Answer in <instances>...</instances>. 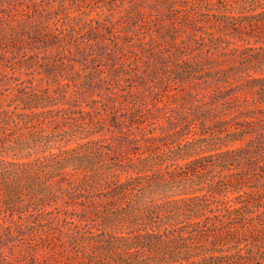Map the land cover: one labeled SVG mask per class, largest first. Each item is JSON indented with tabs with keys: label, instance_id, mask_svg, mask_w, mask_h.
Instances as JSON below:
<instances>
[{
	"label": "rangeland",
	"instance_id": "1",
	"mask_svg": "<svg viewBox=\"0 0 264 264\" xmlns=\"http://www.w3.org/2000/svg\"><path fill=\"white\" fill-rule=\"evenodd\" d=\"M262 9L264 0H0V155L43 165L0 179V264H205L187 258L190 232L224 212L235 195L226 181L247 172L242 191H264V42L234 40L229 21ZM107 164L128 191L104 178ZM14 195L32 207L26 222L7 215ZM147 233L156 238L142 247ZM117 237L133 249L107 253L109 242L122 247Z\"/></svg>",
	"mask_w": 264,
	"mask_h": 264
},
{
	"label": "trees",
	"instance_id": "2",
	"mask_svg": "<svg viewBox=\"0 0 264 264\" xmlns=\"http://www.w3.org/2000/svg\"><path fill=\"white\" fill-rule=\"evenodd\" d=\"M231 22L236 23L235 32H239L240 41L244 42L245 39L243 37L248 38H258L264 42V9L258 11L256 13H250L246 15L242 19L238 20V17L229 18ZM231 26V25H230ZM236 42V41H235ZM248 44H244L247 46ZM247 47H245L246 49ZM244 60L250 61L247 59V56L243 55ZM257 81H261L263 79H256ZM32 102V101H31ZM29 105L28 109H37L39 104ZM41 108H45V106H40ZM24 114V113H23ZM23 117V116H22ZM242 130L237 129L232 134L236 136L235 140H241L243 138ZM100 139H91L90 142L92 145H96ZM2 145V144H0ZM259 150L264 147V140L259 142ZM4 147H1L3 149ZM6 149V148H5ZM255 149V148H254ZM258 150V149H256ZM72 151L68 149L67 152ZM4 152V151H3ZM254 153L248 147H242L238 150V156L246 157ZM0 155V179H6L7 176L13 175L15 172L19 171L20 173H24V175L31 174L32 172L39 171V169L43 166L42 163L38 160H28L25 162L22 161H11L8 160L6 156L2 157ZM115 167H119L116 165H106L105 179L109 181L116 182L117 181V189H115L116 193L128 191L132 186L130 181L119 182L118 172H115ZM61 168V167H60ZM7 170V171H6ZM6 172H9V175H6ZM193 172L192 170L190 173ZM250 173L242 174L240 177L233 178L229 181H226L227 188L231 189L235 194L234 197L229 198L226 202L227 204L223 207L224 212H222L221 216L212 219V223L207 227L205 231L201 229V227L194 226L192 231L190 232V242H188V257L190 256L194 258V263H205V264H257L260 262L264 264V253L262 248V243H264V191H256L253 188H250L248 191H242L243 188L247 187L245 181L249 179ZM229 177V176H228ZM115 187V188H116ZM117 196V195H116ZM53 199V198H52ZM8 208L7 215L14 218V215L17 213L20 216L21 222H26L27 213L31 212L30 209L32 207L30 204H26L24 200L19 199V195H14L7 199ZM197 207L204 211L208 206L203 203H198ZM3 206L0 202V212ZM40 207L37 210L40 211ZM6 212V213H7ZM37 213V211H35ZM198 225V224H197ZM119 237H117L118 239ZM156 238L153 234H146L144 237L139 239L138 243L142 245V247L148 246L153 239ZM213 240H210V239ZM126 237H120L117 241L120 244L122 243V247H116L115 242H109L106 245L107 253L114 254L117 249H126L130 247L133 249L131 245L126 242ZM199 241H207V245L203 246L202 249L197 246ZM209 243L216 245L215 243H222L228 248L235 249L231 250L229 253L227 251H222L221 249L213 248L209 246ZM192 249L190 250V248ZM75 247V246H74ZM140 247V248H142ZM144 249V248H143ZM68 250V249H66ZM246 251V252H244ZM70 252V253H69ZM79 251L74 252V249L67 251V256L71 257L73 260L77 262L79 260ZM201 255V256H200ZM203 257L202 259H198ZM211 259H214L211 262ZM72 263V262H71ZM75 263V262H74ZM98 264V263H96ZM102 264V263H99Z\"/></svg>",
	"mask_w": 264,
	"mask_h": 264
}]
</instances>
